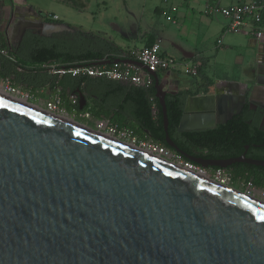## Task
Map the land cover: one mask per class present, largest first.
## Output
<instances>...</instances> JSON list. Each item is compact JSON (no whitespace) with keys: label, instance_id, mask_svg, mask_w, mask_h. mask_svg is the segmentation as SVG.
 <instances>
[{"label":"water","instance_id":"obj_1","mask_svg":"<svg viewBox=\"0 0 264 264\" xmlns=\"http://www.w3.org/2000/svg\"><path fill=\"white\" fill-rule=\"evenodd\" d=\"M9 15L4 9L1 28ZM111 61L148 70L133 58L93 63ZM149 73L174 152L204 168L264 166L244 155L203 159L180 149L167 132L170 92ZM263 84L215 81L186 98L178 131L212 128L225 106L219 92L240 85L225 111L248 101L264 118ZM41 109L0 93V264H264V206Z\"/></svg>","mask_w":264,"mask_h":264},{"label":"crops","instance_id":"obj_2","mask_svg":"<svg viewBox=\"0 0 264 264\" xmlns=\"http://www.w3.org/2000/svg\"><path fill=\"white\" fill-rule=\"evenodd\" d=\"M236 1L238 0H203L199 4L203 9H199V11L206 14L209 12L208 6H226ZM35 8L36 5L28 3L27 0H0V11L1 9H5L10 14L4 28H1L4 20L0 24V87L4 88L6 83H8L19 91L15 95H20L31 104L38 107L41 106V108H45L46 102L58 97L60 98L59 106L64 111L62 115H66L68 118L71 116L72 118L87 120L93 123L99 119H106L113 124L130 125L137 131H141V123L137 111L143 110L142 106L140 107L141 103L144 105L143 99L148 101L151 114L154 115L156 111L155 100L149 93L148 87L136 86L127 82L106 78L80 79V77L76 78L69 75L57 76L41 68L40 64L42 62L32 59L29 54L30 48L24 49L27 52L25 56L21 55V58L16 56L15 48L19 45L24 31L28 28H31L33 33H36L41 38L40 45L42 46L55 42L59 44L62 40H72L77 30L89 31L82 27V25L75 24L69 21V19L66 20L65 17H61L54 9L39 8V10H36ZM159 10L168 12L163 7H160ZM18 12L31 18L36 17L37 19L33 21L19 18L16 16ZM182 15V18L188 16L186 13H182ZM45 18L60 20L61 22L48 21ZM221 18L218 24L214 23L217 25L214 33L215 42L218 43V40H220V43L215 48L216 51L213 59H217V70L221 71L219 74H215V72L211 74L207 71L206 66L211 59H207L202 50L197 48H183L176 45L181 55L177 61L198 59L203 62L201 70L204 75L212 80L213 83L209 86L211 90L214 87L215 81L222 82L228 80L237 82L238 84L246 83L249 87L258 80L264 83V16L258 26L263 32L261 38L250 33L248 31L249 27L237 33L229 34L225 31L228 20L223 16ZM169 19L173 24L178 23L176 13L171 15ZM211 22L213 23V20L209 21V27ZM213 27L214 25H212ZM181 29L185 34L189 31V27L185 26V24L181 25ZM116 30L115 32L104 31L103 33H95L108 37L124 51L129 52L149 45L157 38L161 39L162 44L161 33L155 28H149L140 35H137L134 39L137 43L132 41L131 44H128L130 41L120 31V27L116 26ZM203 30L205 29H201L199 26L196 30L197 44L203 42ZM228 46L230 48L234 47V49L229 50L231 52L236 51L234 55L232 53L227 54L226 49ZM86 47L87 45L85 44L84 48L86 49ZM67 48L75 52L81 49L82 46L79 48L77 46H68ZM161 52L170 58L172 57L164 51ZM53 60L58 63H65L58 59H50L48 61ZM227 61H229L228 64ZM181 73L179 70L157 72L159 79L165 83V87L170 93H176L185 89L191 90L192 94L190 95L205 93L203 91L204 87L199 88L200 84H205L199 73L197 76H194V81L188 84V86L180 83L178 76ZM261 86L264 88V84ZM242 90L243 86L240 85L234 91L225 89L220 91L219 94L223 96V103L225 104L224 109H220V112H226L225 110H229L232 107V103L226 97L236 95L237 92ZM72 95L76 97V104L71 103ZM82 112H88L90 114L89 118L80 116ZM85 124L89 125L87 122ZM86 125L83 126L86 127Z\"/></svg>","mask_w":264,"mask_h":264},{"label":"trees","instance_id":"obj_3","mask_svg":"<svg viewBox=\"0 0 264 264\" xmlns=\"http://www.w3.org/2000/svg\"><path fill=\"white\" fill-rule=\"evenodd\" d=\"M46 19L47 18H45V20ZM47 20L61 22L60 20H54L51 18L50 20ZM41 41V38L36 33H33L31 28L26 29L22 40L15 48L16 56L19 58L22 57L21 55L25 56L27 52L24 49L30 48L29 54L32 59L40 62H45L50 59H58L65 63H72L81 60H87L91 63L97 60H113L116 58L125 59L131 57L128 51H124L108 37L92 31L77 30L72 40H62L59 44L55 42L50 45L42 46L40 45ZM85 44L87 45L86 49L84 48ZM68 46H77L78 48L82 46V48L73 52L68 48L66 49ZM202 67L203 62L199 66L198 71L205 84H200L199 88L204 87L203 91L207 92L209 86H211L213 82L202 73ZM148 91L155 100L156 111L154 115L151 114L148 101L143 99L144 105H142V103L140 104V107L142 106L143 110L137 111L141 123V131H137L130 125L109 123L117 125L118 127L128 128L131 135L135 137L138 142L151 140L171 149L165 142L162 111L158 99L155 97L156 89L154 87V81L148 86ZM190 94H192L191 90L185 89L176 93H167L165 96L168 119L167 132L174 143L183 151L190 152V148L202 146H219V149L223 150L231 148L232 151H241L244 149L245 144L252 146V144H257L264 140V133L258 129H251L242 120L220 124L217 127L209 129L178 131L177 128L183 114V107L186 98L190 96ZM227 155L228 154H222L220 156L224 157ZM236 166L237 165L233 164L227 169L232 178L239 180L244 179L246 182L251 181L254 187L264 189V174L259 172L254 173L253 171L256 170V166L247 164L244 167L236 168L234 170L230 169L231 167L233 168ZM216 168L218 167H214V169Z\"/></svg>","mask_w":264,"mask_h":264},{"label":"rangeland","instance_id":"obj_4","mask_svg":"<svg viewBox=\"0 0 264 264\" xmlns=\"http://www.w3.org/2000/svg\"><path fill=\"white\" fill-rule=\"evenodd\" d=\"M28 3H34L36 10L39 8L54 9L61 17H65L66 20L74 22L75 24L82 25L85 29L103 33L104 31L115 32L116 26L120 27V31L126 35L131 44L137 35H140L149 28H155L161 33L162 44L161 51H164L167 55L172 56L174 59L181 57L179 49L176 45L183 48H197L202 50L207 59H211L206 66L208 72L213 74H219L221 71L218 69L217 59H213L215 55V48L217 44L215 42V29L221 21L222 15L218 12L200 13L199 9H203L199 4L203 0H27ZM163 7L168 12L159 10ZM4 10L0 11V24L3 18ZM177 14L178 23L173 24L170 21V17L173 14ZM182 13L188 14L187 17L182 18ZM211 22L209 27V21ZM216 23V24H214ZM189 27L188 33H183L181 25ZM212 25L214 27L212 28ZM39 26V25H37ZM199 28L205 29L202 38V43L197 44L196 30ZM209 27V28H208ZM212 28V29H211ZM117 31V30H116ZM237 33V32H229ZM222 34V33H221ZM137 43V41H134ZM174 43V44H173ZM233 48L227 47V54L234 55L236 52H231ZM171 57V58H172ZM172 58V59H173ZM229 61H227L228 64ZM216 67V68H215ZM180 83L188 86L194 81V76L190 74L181 73L178 76ZM193 88V87H192ZM0 90H4L0 87ZM74 121L84 124L90 128L95 127V123L87 120H81L73 118ZM85 121V122H84ZM125 140V139H122ZM127 141L131 139L126 137ZM175 156H172L174 160ZM177 162L176 160H174ZM211 171H208V175L211 176ZM228 187L234 188L243 193H249L260 199H264V189L255 188L254 186H248L244 180L232 178L228 182Z\"/></svg>","mask_w":264,"mask_h":264},{"label":"built area","instance_id":"obj_5","mask_svg":"<svg viewBox=\"0 0 264 264\" xmlns=\"http://www.w3.org/2000/svg\"><path fill=\"white\" fill-rule=\"evenodd\" d=\"M208 10L209 12H218L228 20V25L225 31L239 32L249 27L248 31L254 36L261 38L263 35V32L258 26L262 22L264 16V0H238L226 6H208ZM218 42L220 43V40H218ZM129 54L131 57L128 58L138 60L147 66L148 70L119 61H111L107 65H97L93 62L90 63L87 60L72 63H58L53 60L42 62L40 67L46 69L52 74H56L57 76L70 75L72 77L80 78H106L127 82L136 86L148 87L154 81L149 71L157 73L164 70H179L185 74L197 76L199 73V66L202 63L198 59L177 61L162 54L160 38H157L151 44L145 45L140 49L130 51ZM4 90L13 95L19 93L17 89L13 88L8 83L4 86ZM71 103L76 104V97L74 95L71 96ZM59 105L60 98L57 97L52 101L46 102V106L43 109L62 115L64 114V111ZM80 116L89 118L90 114L88 112H82ZM93 129L98 132L115 136L119 139L126 140L127 137L131 139V142L135 145L148 148L152 150L153 153L171 160L172 156H175L174 160H176L183 168L192 172H202L208 175L209 170L191 162L190 160L182 158L181 155L166 146L151 140L138 142L126 127H118L117 125L110 124L106 119H99L95 121V127ZM210 173L211 176H208L223 185H228V182L232 179L231 174L224 168L218 167ZM247 184L248 186H253L251 181H247Z\"/></svg>","mask_w":264,"mask_h":264},{"label":"flooded vegetation","instance_id":"obj_6","mask_svg":"<svg viewBox=\"0 0 264 264\" xmlns=\"http://www.w3.org/2000/svg\"><path fill=\"white\" fill-rule=\"evenodd\" d=\"M245 105H246V108H245ZM259 112H260V109L258 107H255L253 104H249L248 102H245L243 107L240 110L238 109V107H234V113L231 115L224 111L220 112L217 115L214 114L215 125L212 128L217 127L220 124H227L230 122H234V121L238 122L242 120L251 129H258L259 131L264 133V118L261 117ZM189 151L190 152H186V153H188L189 155H193L197 158H203V159H221V158H229V157H239L241 155H244L248 159L264 160V140L260 143L252 144V146L249 144H245L244 149L241 151L240 150L232 151L231 148L223 150V149H219V146L195 147V148H190ZM222 154L224 155L228 154V155L222 157L220 156ZM233 164L237 166L233 168L231 167L230 169L232 170L236 168L244 167L249 163L235 162ZM231 165L227 166L224 169L225 170L229 169ZM249 165H252V164H249ZM253 166H256V165H253ZM214 167L215 166L209 165L206 167V169L209 171H212ZM256 167H257L256 170L253 171L254 173L259 172L261 174H264V166H256ZM240 180H244V179H240Z\"/></svg>","mask_w":264,"mask_h":264},{"label":"bare ground","instance_id":"obj_7","mask_svg":"<svg viewBox=\"0 0 264 264\" xmlns=\"http://www.w3.org/2000/svg\"><path fill=\"white\" fill-rule=\"evenodd\" d=\"M0 93L3 94V95H5V96H8V97H10L12 99H15V100H17L19 102H22L24 104H27V105H29L31 107H34V108H36L38 110H42L41 109V106L38 107V106H35L33 104L28 103V101L26 100V98H23L20 95H13V94H10V93L6 92L5 90H0ZM59 117L62 120L67 121V122H69L71 124H74L76 126H79V127L83 128V129L91 130V129H89V128H87V127L79 124L78 122H76V121L68 118L66 115H61ZM204 123H205V121L188 120L186 122V125L193 126V125H201V124H204ZM91 131H93V130H91ZM93 132H95V131H93ZM95 133L98 134V135H100V136H102V137H104V138H107V139H109L111 141H114V142L119 143V144H121L123 146H126V147H128L130 149H133V150H135L137 152H140V153H142L144 155H147V156L152 157V158H154L156 160H159V161H161L163 163H166V164H168L170 166H173V167H175L177 169H180V170H184L185 171V168H183L179 163H177V162H175V161H173L171 159H168L166 157H162V156H160L158 154H155V153L152 152V150H150L148 148H143V147H140V146H136L131 141L122 140V139H119V138H117L115 136H112V135H109V134H106V133H103V132H95ZM187 173H190L193 176H195V177H197V178H199V179H201V180H203V181H205L207 183L214 184V185H217V184L218 185H221L222 187H224L225 189L229 190L230 192H233V193H235L237 195H240V196H242V197H244V198H246V199H248L250 201H253V202L257 203V204H260V205L264 206V199H260V198L254 196V195L249 194V193L240 192V191H238V190H236L234 188L228 187V185H223L221 183H218L217 181H215L214 179H212L210 176H208L205 173H202V172H192V171H189V170H187Z\"/></svg>","mask_w":264,"mask_h":264}]
</instances>
